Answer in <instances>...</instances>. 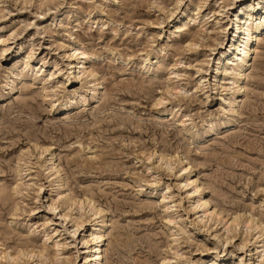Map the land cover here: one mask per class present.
<instances>
[{"label": "rangeland", "instance_id": "374dc122", "mask_svg": "<svg viewBox=\"0 0 264 264\" xmlns=\"http://www.w3.org/2000/svg\"><path fill=\"white\" fill-rule=\"evenodd\" d=\"M257 1L0 0V264H83L92 227L102 264H264V30L237 94L229 45Z\"/></svg>", "mask_w": 264, "mask_h": 264}, {"label": "bare ground", "instance_id": "6f19581e", "mask_svg": "<svg viewBox=\"0 0 264 264\" xmlns=\"http://www.w3.org/2000/svg\"><path fill=\"white\" fill-rule=\"evenodd\" d=\"M255 1V0H254ZM244 11H241L239 13H237L234 18L231 20V31L229 32V34H231V40H230V46H234V42L236 41V39L241 35V39L238 40V44L235 46V51H236V55H235V59L238 61V65H237V71L235 73V77H234V81L233 84H235L236 87V91L235 93H239V91L241 90L240 87V80L244 79L246 77V70L248 68L249 62H251L250 60L252 59V54L254 53V49H252V44H253V40L259 36L260 32H262L264 30V0H258L256 3L253 2L250 5V9L249 12L250 13H243ZM253 15L256 16V18L258 19V22L254 23L253 25H250L248 18L253 19ZM172 13H170V16H168V18H171ZM255 18V19H256ZM258 38V37H257ZM236 41V42H237ZM228 42H229V36H228ZM225 51V50H224ZM229 51V50H228ZM224 53V52H223ZM227 56V55H225ZM29 56H27V58H29ZM228 60V59H227ZM219 62V61H218ZM232 63V61L228 60L227 64ZM252 63V62H251ZM74 64V63H73ZM216 64V63H215ZM216 66V65H215ZM72 67V66H71ZM77 67V66H76ZM72 69V68H71ZM219 67L216 66L214 67V72H213V80L216 77V73L219 72ZM93 72V71H92ZM225 72V71H224ZM90 74V73H89ZM95 74V73H94ZM75 75V73H74ZM77 77V76H76ZM71 78V77H70ZM240 83V84H239ZM235 89V88H234ZM237 98L234 96V102L237 101ZM158 102V101H157ZM156 102V103H157ZM161 102V101H159ZM158 102V104H159ZM64 104H66V101L63 102ZM62 104V103H61ZM69 104V103H68ZM156 105V104H155ZM66 106V105H65ZM69 106V105H68ZM231 106V105H230ZM233 106V105H232ZM97 157V156H96ZM52 158V157H51ZM163 158V157H162ZM96 159V158H95ZM185 167V166H184ZM186 169V168H183ZM185 185H191V194H196L197 196V206L202 207V212L204 215L206 216H219V214L217 212L210 211V208H208L207 206V202L203 199L202 197V188L200 187L199 183H196L195 180H191L189 178H186V183ZM190 194V193H189ZM14 195V194H13ZM58 195H63L62 193L58 194ZM59 198V197H58ZM88 200V201H87ZM87 205L91 204V200L87 199ZM72 201V200H71ZM74 202H78L79 204H81L82 202H80L79 200H74ZM75 205V204H74ZM80 206V205H79ZM93 208V207H92ZM97 208V207H96ZM50 209L53 210L54 212L57 211L59 209V205L58 202L55 200H51L50 204H49V209L48 212H50ZM93 212V211H92ZM95 213L99 215L102 213V209L97 208L95 209ZM94 213V215H95ZM93 214V213H92ZM62 218L64 219V221L67 220V218L69 217L68 212H64L61 214ZM103 218V217H102ZM197 219L198 216H196ZM217 218V217H216ZM219 218V217H218ZM104 219V218H103ZM103 219L101 220V222H103ZM201 219V218H200ZM167 220V219H166ZM238 218L234 217L232 222H237ZM169 222H171L170 219H168ZM246 221V220H245ZM257 222V221H256ZM260 222V221H259ZM258 222V223H259ZM84 221L79 219L77 220L75 223L72 224V230L70 233V237L74 239V237L76 236V232L78 231V229H80L83 225ZM231 223V222H230ZM248 223V220L247 222ZM261 223V222H260ZM233 224V223H232ZM263 225V224H262ZM231 226V225H230ZM259 225H256L255 228H259ZM229 237L226 238V241L228 240ZM103 239H104V235L101 231H99V229L97 230L96 227H92V229L90 230V232L83 236L81 238V243H82V247L84 248V252L85 253L83 255V259L84 262L83 264H102V261L104 259V250H102V244L103 243ZM244 242V241H243ZM246 242V241H245ZM244 242V243H245ZM242 245V243H241ZM244 246V245H243ZM245 247V246H244ZM241 248V247H239ZM28 249H26L27 252ZM44 250H37L38 252V257L39 255H42V252ZM32 251V250H31ZM18 252V251H17ZM20 252V251H19ZM250 252V251H249ZM247 252V253H249ZM33 253V252H32ZM44 253V252H43ZM9 254V253H8ZM7 254V255H8ZM12 253H10L11 255ZM21 254H23V251H21ZM30 253L27 252V255ZM35 254V253H34ZM254 254V253H253ZM8 255V256H10ZM15 255V254H14ZM26 255V254H25ZM56 255V254H55ZM17 255H15L16 257ZM20 256V255H19ZM23 256V255H21ZM32 256V255H31ZM251 256V255H250ZM13 257V256H12ZM255 257V256H254ZM12 259V258H11ZM16 259V258H15ZM253 259V258H252ZM225 260V259H224ZM249 261V260H248ZM251 261V259H250ZM39 263V262H38ZM256 263V262H255ZM17 264V263H16ZM248 264H250V262H248Z\"/></svg>", "mask_w": 264, "mask_h": 264}]
</instances>
